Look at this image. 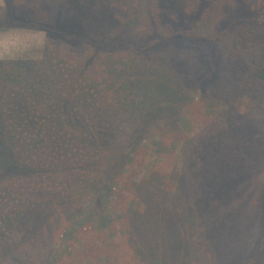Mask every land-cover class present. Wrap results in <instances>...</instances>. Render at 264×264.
Returning <instances> with one entry per match:
<instances>
[{
	"label": "rangeland",
	"instance_id": "1",
	"mask_svg": "<svg viewBox=\"0 0 264 264\" xmlns=\"http://www.w3.org/2000/svg\"><path fill=\"white\" fill-rule=\"evenodd\" d=\"M26 2L15 12H27L31 0ZM0 5L8 12L4 0ZM110 6L107 0H40L44 21L71 19L68 37L0 29V61L29 62L31 69L54 48L70 50L93 70L102 55L118 50L133 53L141 64L135 61L133 80L141 102L129 119L114 120L103 106L104 120L93 124L88 116L79 120L82 106H63L73 113L70 128L93 135L96 148L126 147L124 160L78 200L60 205L50 197L12 229L0 222V264H249L256 253L264 262V238L255 227L264 208V100L249 99L238 69L221 57L209 60L196 38L163 41L157 48L146 44L140 51L139 39ZM250 12L263 24L264 0ZM178 21L180 32L195 31V18ZM144 78L156 84L154 92L171 87L173 94L145 98L139 93ZM168 99H175L172 111L155 113ZM143 106L148 111L139 113ZM23 175L0 178V202L6 182L34 177Z\"/></svg>",
	"mask_w": 264,
	"mask_h": 264
},
{
	"label": "trees",
	"instance_id": "2",
	"mask_svg": "<svg viewBox=\"0 0 264 264\" xmlns=\"http://www.w3.org/2000/svg\"><path fill=\"white\" fill-rule=\"evenodd\" d=\"M107 1L111 5L109 11L139 39L135 47L140 51L148 47L146 44L157 48L163 41L196 38L205 47L209 60L221 57L224 65L238 69L240 87L249 99L264 100V23L250 12L257 0ZM4 3L8 12L0 5V29L52 31L54 35L68 37L66 24L71 19L57 16L56 21H44L42 9L37 8L40 0H31L28 10H24L32 11L33 18L27 12H15L27 5L26 0H4ZM183 16L195 18L194 32H180L178 17ZM100 59L93 70L70 50L54 48L34 69L29 62L0 61V122L4 121L0 140L5 145L0 141V178L14 171L25 174L20 176L22 179L34 175L21 184L3 185L0 222L5 229L14 228L22 216L50 197L60 205L78 200L85 192L100 186L101 181H97L110 175L128 154L119 143L96 148L92 144L93 135L69 127L70 120L74 123L73 113L63 110V106L80 105L84 112L79 120L88 116L93 124H98L105 117V113H99L100 107L106 106L108 111L111 108L113 119L122 122L139 107L141 100L136 98L138 89L135 92L133 84L138 73L134 54L118 50L114 54L105 53ZM163 77L171 80L168 75ZM147 79L144 78L139 89L145 98L173 94L171 87L165 92H154L156 84ZM166 81L160 82L164 86ZM174 100L168 99L155 107V113L171 112L170 103ZM144 111H148L145 106L139 113ZM186 122L190 124L189 120ZM136 137L132 135V142ZM259 218L255 227L262 241L264 208ZM249 264H264L262 256L256 253Z\"/></svg>",
	"mask_w": 264,
	"mask_h": 264
}]
</instances>
